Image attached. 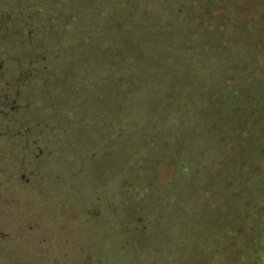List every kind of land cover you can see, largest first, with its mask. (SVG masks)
Returning <instances> with one entry per match:
<instances>
[{"label": "rangeland", "instance_id": "374dc122", "mask_svg": "<svg viewBox=\"0 0 264 264\" xmlns=\"http://www.w3.org/2000/svg\"><path fill=\"white\" fill-rule=\"evenodd\" d=\"M48 1L54 6V0ZM235 1L238 7L245 5L243 0ZM6 3L7 7L0 12L10 14L8 25L12 34L25 39L26 50L29 40L43 43L44 50H39V54L52 57L45 70L41 67L38 74L41 80L33 86L38 91L34 99L37 112L42 114L40 146L44 155L48 154L46 144L52 146L56 157L53 153V168L46 167L47 161L44 162L42 177L33 181L30 188L4 193L0 187V264H233L232 253L237 249H234L230 228H224L230 231L227 242L218 241L214 222L208 225L209 214L215 216V211L211 213V208L206 209L209 203L202 200L207 195H201L200 179L186 181V184L194 183V195L179 192L177 207L173 209H165L163 203L147 199L146 194L152 184L151 188H156L153 194L157 188L167 186L172 175L171 163L160 157L162 149L166 150V158L173 156L180 167L188 159L197 174L204 172L202 179L211 172L210 155L219 142L214 135L216 131L206 133L211 138L205 137L200 122V126H194L199 129L196 133L200 137L191 140L198 135L189 134L190 123L183 129L177 128L178 136L169 135L165 126L155 134H151L153 131L148 126L142 135L134 131V127L128 130L122 122L123 127L120 120L123 121L124 116L115 114L118 108L120 112V96L116 92H105L108 100L95 99L90 86L94 83L107 90L108 82V90L114 91L111 85H121L117 80L119 73L116 69L107 71L106 66L76 64L72 45L65 41L73 32L72 24L66 30L68 35L60 31L68 24L64 21L70 20V13L66 11L64 18H60L56 10L44 13L37 0H7ZM252 4L259 9L264 1L255 0ZM92 20L88 19L90 28L94 26ZM102 22L98 27L101 28ZM249 24L240 19L235 21L234 30L248 34L246 26ZM211 65L201 67L203 73L192 91L199 95L206 92L210 100H217L220 96L213 88L220 89V77L228 74L229 69L216 70ZM102 72L108 77L105 81ZM132 78L130 84L134 83ZM238 85L237 82L235 89ZM202 100L196 102L200 108L211 111L215 107L212 102ZM132 103L134 107V99ZM240 103L247 101L243 99ZM261 106L258 103L256 107ZM239 108L243 106L238 105L236 109ZM34 110L33 104L30 112ZM235 111L227 116L228 121L238 119L233 116H242L240 111L239 115ZM216 117L212 116L214 120ZM257 117L260 120L264 115ZM188 119L186 117V122ZM240 119L243 124L242 117ZM46 125L56 131L55 134L49 132L53 136L47 141ZM143 137V145L148 144V147L151 138H159V141L154 140L158 144L143 153L147 161L139 163L137 155L141 152L134 142ZM258 140L264 143L263 139ZM240 144H247L246 140H240ZM249 144L242 162L256 172L259 166L255 163L262 158ZM223 148L226 151L227 147ZM219 149L218 146L216 150ZM261 170L264 173V169ZM181 184H175L178 191ZM204 214L206 222L201 218ZM145 224L150 225L149 229L142 230ZM157 225L164 233L152 236Z\"/></svg>", "mask_w": 264, "mask_h": 264}, {"label": "trees", "instance_id": "16d2710c", "mask_svg": "<svg viewBox=\"0 0 264 264\" xmlns=\"http://www.w3.org/2000/svg\"><path fill=\"white\" fill-rule=\"evenodd\" d=\"M243 1L245 5L238 7L235 0H54V6L48 0H37L44 13L56 10L60 18L66 17V11L70 13V20L64 21L68 24L60 31L68 35L66 30L72 24L73 32L64 40L72 45L76 64L101 65L107 71H118L117 80L121 85H111L114 91L108 90V82L105 83L107 90L94 83L90 86L95 99L108 100L105 92L120 96V112L118 108L115 114L124 116L120 123H125L128 130L134 127L142 135L150 126L151 134H155L165 126L169 135L178 136L177 128L183 129L190 123L189 134L198 135L191 140L200 137L196 133L199 129L194 128L200 122L205 137L211 138L206 133L216 131L214 135L219 142L210 155L212 171L203 179L204 172L197 174L188 159L180 167L173 156L166 158L165 149L162 153L159 151L160 157L171 163L172 175L167 186L157 188L156 198L152 184L146 192L147 199L163 203L167 210L173 209L177 207L179 192L194 195V183L186 184V181L200 179L201 195H207L202 200L209 203L205 204L206 209L215 211V216L209 214L208 225L214 222L218 241L223 244L230 231L233 236L234 249H237L232 253L233 264H264V173L261 170L264 169V143L258 140L264 141V117L260 120L257 117L264 115V5L258 9L252 4L255 0ZM88 19L94 22L91 28ZM240 19L245 24L250 22L246 26L248 34L235 32V21ZM100 21H103L101 28ZM206 64H212L216 70L229 69L228 74L220 77V89L213 88L220 96L217 100H210L206 92L199 95L192 91L203 73L201 67ZM101 75L104 77L103 72ZM131 78L133 84H130ZM107 79L105 75L103 81ZM202 99L215 107L211 111L200 108L196 102ZM243 99L246 104L240 103ZM258 103L262 104L261 108L256 107ZM238 105L243 108L237 110ZM234 111L236 114L240 111L242 116H233L238 119L228 121L227 116ZM212 116H217L216 120ZM241 117L243 124H240ZM242 139L247 144L241 145ZM154 140L159 138H151L149 147L143 145L144 137L134 142L141 152L137 155L139 163L147 161L143 153L158 144ZM248 144L262 158L255 163L259 166L256 172L242 162ZM218 146L221 149L216 150ZM223 147H227L226 151ZM180 182L178 191L175 184ZM201 218L206 222L205 214ZM149 226L145 224L142 230ZM226 226L230 231L224 230ZM161 233L164 231L157 225L152 236Z\"/></svg>", "mask_w": 264, "mask_h": 264}, {"label": "flooded vegetation", "instance_id": "af4514ba", "mask_svg": "<svg viewBox=\"0 0 264 264\" xmlns=\"http://www.w3.org/2000/svg\"><path fill=\"white\" fill-rule=\"evenodd\" d=\"M6 2L0 0V9L7 7ZM6 13L0 12V187L4 193H10L24 191L41 178L44 162L47 161L46 167L53 168L52 154L56 157V152L46 144L48 154L44 155L40 146L42 114L37 112L34 99L38 91L33 86L40 79L41 67L45 70L52 57L39 54V50H44L43 43L29 40L26 50L25 39L10 31L11 17ZM28 35L32 37L31 30ZM33 104L35 112H30ZM47 125L46 141L53 136L50 131L56 133L53 126Z\"/></svg>", "mask_w": 264, "mask_h": 264}]
</instances>
